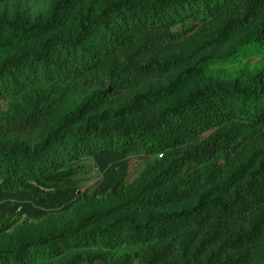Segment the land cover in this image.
Instances as JSON below:
<instances>
[{
	"label": "trees",
	"instance_id": "trees-1",
	"mask_svg": "<svg viewBox=\"0 0 264 264\" xmlns=\"http://www.w3.org/2000/svg\"><path fill=\"white\" fill-rule=\"evenodd\" d=\"M199 28L212 30L201 47L247 34L233 56L250 57L264 49V0H56L43 19H0V51L5 33L22 42L0 58V112L14 134H38L73 91L103 78L38 142L0 144V233L24 215L71 208L88 157L103 174L93 193L116 199L73 226L0 249V264H42L72 251L58 264H136L135 247L139 264H264V71L175 96L204 70L194 65L94 112L183 60L136 58ZM134 156L148 163L127 192Z\"/></svg>",
	"mask_w": 264,
	"mask_h": 264
},
{
	"label": "rangeland",
	"instance_id": "rangeland-1",
	"mask_svg": "<svg viewBox=\"0 0 264 264\" xmlns=\"http://www.w3.org/2000/svg\"><path fill=\"white\" fill-rule=\"evenodd\" d=\"M56 0H3L0 2V19L11 18L14 15H21L23 18L33 22L43 19L51 6ZM107 1V0H102ZM212 30H204L199 28L190 35H188L182 42L172 47H164L155 54L138 57V60H145L150 56L163 57V56H179L183 60L173 64L166 71L161 73H153L142 77L126 89L115 92L107 98L103 99L101 104L94 112H100L106 108H115L126 101H128L135 93L144 90H152L158 87L165 86L173 77L180 71L194 65H200L204 70L184 85L175 96L184 94L187 91L203 88L209 82H232L239 74L255 75L264 71V49L250 57L236 56L234 52L238 50L240 45H243L248 40L247 34H241L228 42L214 43L201 47L204 40ZM6 39L5 47L0 51V58L18 52L22 48V42L19 37L5 33L2 35ZM126 51L116 55L110 62L125 56ZM234 55V56H233ZM209 61H213L212 63ZM103 81L101 77L99 80H91L86 86L73 91L68 101L57 111V113L50 118L39 130L38 134L30 136H18L14 134L5 122L7 112H0V144H9L19 139L26 140L30 145L38 142L44 138L47 132L52 129L65 113L72 110L79 102L86 96L102 89ZM93 112V113H94ZM130 168L128 169L127 176V189H131L134 182L145 170L148 163V158L145 156H134L128 159ZM103 178L102 172L95 165L93 158H85L79 167V173L76 176V181L79 188V198L75 200L71 208L66 207H51L48 209V214L41 219H28L24 215L21 219H16L13 227L0 233V249L15 248L22 242L31 237L45 235L49 232L59 231L67 226L75 225L81 216L105 208H110L116 203V199L111 197L102 198L95 195L93 191L98 186ZM6 217V214L1 215L0 222ZM104 222L101 221L96 225ZM1 225V223H0ZM96 225H90L92 228ZM89 249H81L79 252H86ZM129 249L125 246L118 250L107 251L109 254H121L127 252ZM90 251H100L94 248ZM134 251L138 254L135 256L136 264H139V251L140 247H135ZM75 251L66 255L57 257L55 259H48L43 261L42 264H58L61 261L67 260Z\"/></svg>",
	"mask_w": 264,
	"mask_h": 264
},
{
	"label": "water",
	"instance_id": "water-1",
	"mask_svg": "<svg viewBox=\"0 0 264 264\" xmlns=\"http://www.w3.org/2000/svg\"><path fill=\"white\" fill-rule=\"evenodd\" d=\"M137 255H138V254L136 253L135 256L137 257Z\"/></svg>",
	"mask_w": 264,
	"mask_h": 264
}]
</instances>
